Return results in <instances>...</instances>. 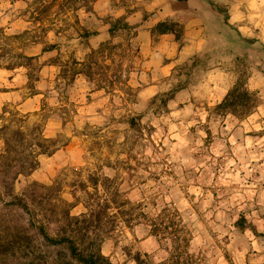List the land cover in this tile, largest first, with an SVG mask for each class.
<instances>
[{"label": "rangeland", "instance_id": "1", "mask_svg": "<svg viewBox=\"0 0 264 264\" xmlns=\"http://www.w3.org/2000/svg\"><path fill=\"white\" fill-rule=\"evenodd\" d=\"M96 1L23 0L20 30L0 27V93L20 90L0 95V264H80L43 230L114 264H264V95L251 91L257 107L240 119L193 88L218 66L247 85L264 44L213 4L219 32L201 35L213 48L155 78L126 21L135 1L89 15ZM189 20H165L181 46ZM87 24L108 36L84 55ZM166 207L190 232L189 258L173 259L143 216Z\"/></svg>", "mask_w": 264, "mask_h": 264}, {"label": "crops", "instance_id": "2", "mask_svg": "<svg viewBox=\"0 0 264 264\" xmlns=\"http://www.w3.org/2000/svg\"><path fill=\"white\" fill-rule=\"evenodd\" d=\"M112 0H97L93 5V12L89 15H103L110 12ZM137 8L126 14V21L134 28L136 39L139 44V53L144 58V66L148 67L152 76L163 78L171 75L172 70L180 64L187 56L200 54L201 50L211 47L213 42L201 35L219 32L212 20L214 16L213 4L219 8H227L230 15L229 22L237 28L238 33L244 38H254L264 44V0H132ZM23 0H0V27L5 28L13 34L22 27ZM109 7V9H108ZM109 10V11H108ZM218 12V11H217ZM219 13V18L222 14ZM125 14V13H123ZM121 14V15H123ZM189 15L190 20L185 24L187 38L184 46L179 45L172 35L153 33V28L166 19H176L181 15ZM89 19V18H88ZM90 20V19H89ZM91 21V20H90ZM30 23V22H27ZM88 30L93 32L87 48H80L79 54H87L96 44L107 38L105 29H92L93 24H87ZM218 28V27H217ZM107 30V29H106ZM155 38V39H154ZM215 47V46H214ZM213 48V46H212ZM165 50V51H164ZM175 50H178L175 53ZM166 55H164L165 53ZM4 70H0L2 73ZM203 83L193 88L203 89L212 94L215 102L220 103L237 82V76L232 70L218 66L208 71H202ZM9 82L16 81L15 75L10 74ZM264 73L257 72L248 78L247 87L250 91L264 95ZM192 90V87L190 88ZM11 93L20 92L14 87ZM10 92H1L0 95L8 98ZM40 94L34 95L33 101ZM27 101L22 106H27Z\"/></svg>", "mask_w": 264, "mask_h": 264}, {"label": "trees", "instance_id": "3", "mask_svg": "<svg viewBox=\"0 0 264 264\" xmlns=\"http://www.w3.org/2000/svg\"><path fill=\"white\" fill-rule=\"evenodd\" d=\"M182 1V0H180ZM161 34H175V30L167 24L166 21L159 23L153 29L159 31ZM180 37L176 35V41H179ZM26 59H32V57H25ZM257 107V100L254 93H252L246 83L239 81L228 92L225 98L216 106L217 110L229 113L243 119L249 116ZM8 127H3L0 130H7ZM40 147V145H38ZM38 162L35 161L32 164L31 169H36ZM147 219L149 228L152 235L160 238V236L168 237L173 243V259H182L183 257H191L189 253L190 246V232L183 224V220L178 210L166 207L156 213L155 215L144 214ZM244 218L240 219L237 224L240 227L244 226ZM43 235L52 244L68 243L72 257L80 264H114L106 257L101 250L97 251H83L76 245V242L70 238H63L61 240H55L51 238L44 230ZM139 262V259H137Z\"/></svg>", "mask_w": 264, "mask_h": 264}]
</instances>
